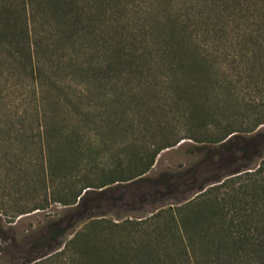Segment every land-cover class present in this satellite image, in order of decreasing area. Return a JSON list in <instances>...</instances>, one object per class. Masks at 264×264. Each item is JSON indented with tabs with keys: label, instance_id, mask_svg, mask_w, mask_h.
Wrapping results in <instances>:
<instances>
[{
	"label": "rangeland",
	"instance_id": "1",
	"mask_svg": "<svg viewBox=\"0 0 264 264\" xmlns=\"http://www.w3.org/2000/svg\"><path fill=\"white\" fill-rule=\"evenodd\" d=\"M108 1L115 6L112 18L118 17V26L109 22L105 13L102 28H83L73 44L45 34L39 27L46 36L38 54L43 71L40 80L23 70L0 44V264H28L57 251L90 217L139 219L161 207L181 204L229 172L250 169L264 157V122L250 132L237 134L212 159H206L208 152L192 151L198 142L181 138L159 151L144 174L149 178L146 181L120 182L103 195H91L78 210L52 203L16 215L18 209L27 210L39 203L59 181L57 173L52 182L46 179L40 167L42 152L34 127L43 110H57L56 100L59 105L65 101V92L70 98L74 95L73 101L79 106L89 107L93 115L86 124L92 133L91 165L81 164L79 171L71 169L72 177L83 173L95 177L99 170L94 168V161L112 165L144 143L183 136L182 129L191 126L185 117L188 108L198 111L200 121L221 118L239 106L243 108L245 102L262 103L264 108V38L259 56L248 59L244 36L237 31L238 11L229 7V0H213L214 4L168 0L169 7L188 22L194 41L207 46L214 59L210 78H202L199 88L191 93L164 87L162 72L156 68L152 74H135L122 63L110 64L117 55L124 59L120 49L127 48L125 45L137 47L148 40L145 25H151L152 20L146 7L152 0ZM84 2L80 0L81 5ZM86 141L83 136L82 142ZM245 141L250 156L242 155L239 148ZM188 168L191 170L185 172ZM59 215L65 232L42 244L38 236L45 224ZM172 223L164 216L146 230L161 237L172 229ZM122 234L116 231L114 237Z\"/></svg>",
	"mask_w": 264,
	"mask_h": 264
},
{
	"label": "trees",
	"instance_id": "2",
	"mask_svg": "<svg viewBox=\"0 0 264 264\" xmlns=\"http://www.w3.org/2000/svg\"><path fill=\"white\" fill-rule=\"evenodd\" d=\"M83 1L81 5L80 0H0V44L6 46L8 54L32 78L42 79L38 54L45 34L73 44L75 36L84 32L83 28H102L105 13L110 17L107 20L118 26V17L112 18L115 6L108 5V0ZM203 2L214 4L213 0ZM151 3L145 6L149 9L146 11L149 21L152 20L151 25H145L148 40L137 47L125 45L127 48L120 49L124 59L117 55V60L113 57L110 64L122 63L135 74H152L156 68L162 72L160 82L164 87L195 92L199 81L211 76L209 67L214 59L207 52L212 54V51L194 41L188 22L169 7L168 0ZM229 3V7L238 11L237 31L244 36L248 59L259 56V45L264 38V0H229ZM68 95L65 92V101L60 105L56 100L57 110L48 113L43 110L34 127L42 152L40 167L46 179L52 182V176L57 173L59 181L39 203L27 210L18 209L16 215L52 203L78 210L91 195H103L120 182L148 180L144 174L155 156L181 138L198 142L192 151L208 152L204 158L212 159L237 134L250 132L264 122L262 103L245 102L243 108L239 106L221 118L211 117L206 121L199 120L195 108H188L185 117L192 127L186 125L181 131L185 133L183 136L172 141L165 138L144 143L112 165L94 161V168L99 170L95 177L90 173L72 177L71 169L79 171L81 164L91 165L92 133L86 124L93 115L89 107L79 106L73 101L74 95L72 99ZM83 136L87 139L85 144ZM203 142L215 146L206 147ZM246 143L239 148L242 155L250 156ZM164 216L173 222L172 229L161 237L150 235L147 227ZM65 230L59 215L47 221L38 238L42 244H49ZM116 231L123 234L115 238ZM53 260L59 264H264V157L250 169L229 172L193 198L161 207L145 217H90L60 249L28 264Z\"/></svg>",
	"mask_w": 264,
	"mask_h": 264
}]
</instances>
